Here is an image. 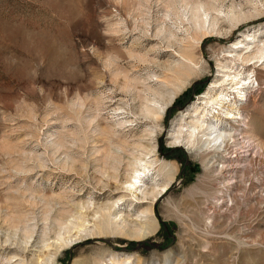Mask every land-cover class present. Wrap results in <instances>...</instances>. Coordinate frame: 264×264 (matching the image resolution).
<instances>
[{"label":"rangeland","instance_id":"374dc122","mask_svg":"<svg viewBox=\"0 0 264 264\" xmlns=\"http://www.w3.org/2000/svg\"><path fill=\"white\" fill-rule=\"evenodd\" d=\"M231 79L263 151L217 209L183 115ZM0 264H264V0H0Z\"/></svg>","mask_w":264,"mask_h":264},{"label":"bare ground","instance_id":"6f19581e","mask_svg":"<svg viewBox=\"0 0 264 264\" xmlns=\"http://www.w3.org/2000/svg\"><path fill=\"white\" fill-rule=\"evenodd\" d=\"M248 39V37H245L243 41H246ZM241 47L244 46H237L236 48ZM220 82V80H217L215 81V83H212V92L217 91L218 88L220 89L221 87L227 86V84H232L234 86H237V88L235 87L236 89L231 92H226L225 96L235 94V92L237 95L241 92L242 97H239L237 95V100L241 101V103L239 102L237 104L235 102V104H237L236 106L235 104H233L232 107H228L227 103L218 99V96L216 95L217 97L212 99L211 101H205L206 105L205 107L203 106L206 111H208L210 108L215 109L212 112L211 116H209L208 113L206 114V112L200 111L199 107L192 115L186 113L185 115H183L187 117V119L183 121V124L193 129L192 132L187 134L189 138L187 137L188 140L186 141V145L193 146L195 144V141L196 143L201 142L202 144L211 145L213 151L220 152V162L216 166L213 164L214 162L212 163L213 167L211 168V174L209 175L210 180H214V182L217 181V185L214 189V192L220 195L226 193L225 196H222V198H218L213 203L214 207L217 209L223 208L224 204L226 208H229V206L233 204L234 198L232 199V197L230 196L231 192L238 184H242L243 187L247 189V186L250 182L246 184L247 182L244 181V178L240 174L242 173V170H249V166H253L251 165V162H253L256 158H259L263 151L261 144L259 143L258 139H256L255 135L249 133L247 129L249 127L246 126V117L242 114L243 108H245L246 105L253 107L254 98L252 97L249 91L243 89V84H241V80L235 83L234 79H231L230 81L226 82V84L225 81H223L222 83ZM206 115H208L209 117H206ZM224 121H226L228 125H225ZM175 138L177 141H179L178 137ZM191 139L193 140V142L191 141ZM153 164L155 163L152 161L146 162L145 167H148V165H150L151 167V165ZM132 178L134 180L137 179L138 181H140L139 177ZM254 180L255 183H258L259 179L255 178ZM254 180L252 181L254 182ZM169 183L170 181L165 185L160 186L159 189H157L159 185H152L151 187H146L145 183L136 185L135 183L130 182L128 187L126 188V193L131 195L132 198L134 197L135 199H138V201L140 202H145L148 195H152L153 198L156 199L157 196H160L161 194L166 192ZM123 196L118 199V202H113L105 206L104 208H106V210L111 214V211H114L115 208H118L119 201L123 199ZM226 208L225 210H227ZM121 220L122 221H118L121 224L118 225L117 223V226H121L122 224L126 223V219ZM147 222L148 221H141V223L139 224V227H142L141 234H139L140 231H135L138 235V238L146 237V235L153 233L154 229L152 231L150 229H143V227H148Z\"/></svg>","mask_w":264,"mask_h":264}]
</instances>
